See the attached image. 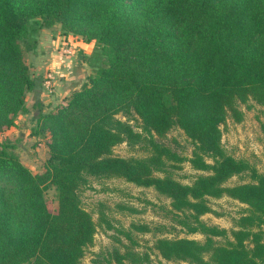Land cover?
Returning <instances> with one entry per match:
<instances>
[{
  "label": "trees",
  "instance_id": "obj_1",
  "mask_svg": "<svg viewBox=\"0 0 264 264\" xmlns=\"http://www.w3.org/2000/svg\"><path fill=\"white\" fill-rule=\"evenodd\" d=\"M56 24L95 42L86 58L91 72L37 117L34 134L49 138L42 171L33 173L0 143V264H79L97 232L80 196L90 178L155 189L170 199L178 225L205 236L157 238L168 261L264 264V173L222 143L228 118L244 119L241 104L264 105V0H0V132L28 110L38 80L27 55L42 29ZM118 114L138 115L141 131ZM175 127L191 139V156L163 141ZM123 142L146 145L149 155H115ZM187 161L207 174L179 181L169 167ZM235 176L250 181L228 185ZM224 196L247 205L231 230L202 218L213 212L210 198ZM125 260L149 264L151 256L127 250L117 256L118 264Z\"/></svg>",
  "mask_w": 264,
  "mask_h": 264
},
{
  "label": "rangeland",
  "instance_id": "obj_2",
  "mask_svg": "<svg viewBox=\"0 0 264 264\" xmlns=\"http://www.w3.org/2000/svg\"><path fill=\"white\" fill-rule=\"evenodd\" d=\"M55 26L62 31L61 24ZM32 58L34 59V53H28L27 60L30 65L33 62ZM88 66L90 73L91 68L90 65ZM240 107L244 111V119L236 122L228 118L222 125V143L228 153L236 158L249 160L264 173V105L250 100ZM33 113L28 105V110L18 115L12 128L0 132V143L10 146L11 151L17 154L25 166L33 173H39L45 168L50 156L49 138L34 134L38 120L34 119ZM117 118L129 121L137 131L142 129L138 115L129 118L118 114ZM163 141L179 153L191 156L193 144L182 129L173 128ZM114 154L123 157H145L149 155V150L146 145H130L123 142L114 147ZM169 170L176 179L185 184H191L197 176L207 174L194 169L188 161L182 163L179 169L169 167ZM249 181L246 176H235L227 184L235 185ZM57 195L54 187L47 191L46 197L50 207L55 206ZM80 196L83 206L92 213L97 223V232L93 245L86 248L79 264H118L117 256L127 250L142 255L150 254L149 264H191L187 261L164 259L154 247L156 239L187 237L199 241L205 240L203 234H189L178 225L171 213L170 199L153 188L140 187L122 178H90L89 183L80 190ZM209 201L213 212L205 214L203 220L210 225H218L228 230L234 227V219L247 208L246 204L227 196L219 199L210 198ZM134 224L149 225L154 231L137 230L133 227ZM128 232L130 236L127 235ZM217 240L225 242L223 238ZM125 262L130 263L129 260Z\"/></svg>",
  "mask_w": 264,
  "mask_h": 264
},
{
  "label": "crops",
  "instance_id": "obj_3",
  "mask_svg": "<svg viewBox=\"0 0 264 264\" xmlns=\"http://www.w3.org/2000/svg\"><path fill=\"white\" fill-rule=\"evenodd\" d=\"M66 46L74 49L71 56L61 53ZM94 48V41L86 43L78 36L62 33L56 26L42 29L38 46L32 52L34 59L32 58L31 63L32 75L38 80V86L28 94V105L34 111L33 117L36 121L40 112L53 110L62 100L83 86L89 74L86 58L93 53ZM50 71L57 78L53 92H48L44 87V79ZM38 103L42 107H38Z\"/></svg>",
  "mask_w": 264,
  "mask_h": 264
},
{
  "label": "built area",
  "instance_id": "obj_4",
  "mask_svg": "<svg viewBox=\"0 0 264 264\" xmlns=\"http://www.w3.org/2000/svg\"><path fill=\"white\" fill-rule=\"evenodd\" d=\"M61 52L63 53L64 56H71L74 52L73 48H71V46H66L63 47ZM55 76L54 73L52 71H50V73H47L46 78L44 79V87L48 92H52L55 87Z\"/></svg>",
  "mask_w": 264,
  "mask_h": 264
}]
</instances>
